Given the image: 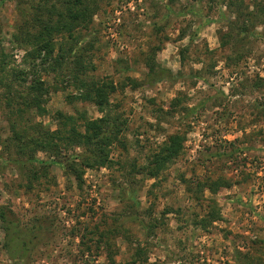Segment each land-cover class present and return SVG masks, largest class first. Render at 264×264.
Wrapping results in <instances>:
<instances>
[{"label":"rangeland","instance_id":"rangeland-1","mask_svg":"<svg viewBox=\"0 0 264 264\" xmlns=\"http://www.w3.org/2000/svg\"><path fill=\"white\" fill-rule=\"evenodd\" d=\"M42 2L0 0V209L36 235L21 263L264 264V0H91L53 52L34 36L62 5ZM83 82L117 90L100 108ZM108 115L125 129L107 164L67 173L90 150L41 149ZM172 134L182 152L151 177ZM6 240L0 220L16 264Z\"/></svg>","mask_w":264,"mask_h":264},{"label":"trees","instance_id":"trees-1","mask_svg":"<svg viewBox=\"0 0 264 264\" xmlns=\"http://www.w3.org/2000/svg\"><path fill=\"white\" fill-rule=\"evenodd\" d=\"M52 0H43V2L39 5L41 8L47 7L46 2H51ZM62 5V9H59L52 2V7H50V15L51 18L44 22L40 29L37 31L34 36V40L37 43H40L42 47L49 48L51 52L54 51V47L52 45L53 37L62 32H72L82 21L86 19L87 16H91V0H59ZM55 12V13H54ZM53 18V16H55ZM242 29H246V26H243ZM59 60H55V69ZM150 70L153 69V65L149 64ZM73 75V74H72ZM154 77L151 79H161L164 77L163 72H154ZM83 98L95 100L97 105L100 108H103L109 103V95L114 93L117 90V87L113 82L97 84V82H83ZM33 90L37 91V97H34L32 100L25 101L26 107L31 110L32 107L38 109L40 113L44 110L42 106L43 101H41L40 96L49 91V87L45 85L44 82L36 81L34 84ZM176 102H174V107H177ZM67 121H72L70 123L73 124V117L70 116L67 118ZM75 124V122H74ZM85 132H81L76 126L70 128L67 132L66 130H62L59 132L60 135L57 137L54 134L48 135L45 142L41 141V145L43 150L50 151L48 149H53L54 151H58V142L54 141V139L64 140L66 144L71 146H83L86 150H90L88 154H76L74 157H68L66 164V172L69 171H79L82 165L85 166H94V163L105 165L108 161L107 148L110 143L119 140L122 132L125 129L124 124L119 119H112L110 116L101 117L94 120H86ZM57 135V134H56ZM183 137L178 134H172L169 136L168 140L163 144V146L154 153L153 158V166L150 168V176H157L161 169H163L168 162H171L174 158L179 156L182 152V144ZM86 151V152H87ZM79 158L80 163L76 161V158ZM35 159L34 157L32 160ZM65 167V166H63ZM79 174V173H78ZM210 189H214L213 184H209ZM0 220L3 223V227L5 230L6 242H7V250L12 255L16 264H22V252L23 254L27 251L28 243L32 241V238H29L30 241L27 240L26 236L29 237L32 235L35 237V234H31L30 231L25 230L17 224V222L9 219L7 214L0 209ZM38 236V235H37Z\"/></svg>","mask_w":264,"mask_h":264}]
</instances>
